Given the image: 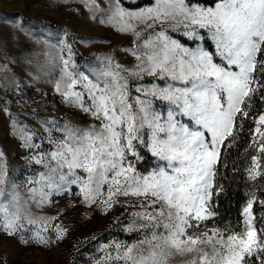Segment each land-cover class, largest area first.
<instances>
[{
    "label": "snow or ice",
    "instance_id": "snow-or-ice-1",
    "mask_svg": "<svg viewBox=\"0 0 264 264\" xmlns=\"http://www.w3.org/2000/svg\"><path fill=\"white\" fill-rule=\"evenodd\" d=\"M81 2L90 19H98L97 11L105 15L98 0ZM27 7L12 20L0 18V27H8L9 36L22 35L54 50L45 55L53 69L59 68L55 91L99 122L83 128L66 123L50 160L46 163L43 154L33 157L47 172L28 181L33 185L30 199L42 207L53 202V193L74 194L88 208L95 205L108 214L121 204L120 197H137L139 210L131 212L125 231L143 236L131 244L114 241L102 246L105 264H173L176 256L183 258L181 264H264V227L255 226L254 199L242 210L240 230L230 222L216 224L213 199L224 191L216 179L222 150L235 145L249 117L254 124L249 147L257 154L251 156L248 173L253 180L262 175L264 111L253 110L257 96L264 103V0H215L214 6L154 0L136 11L120 0H109L106 19L99 22L132 34L133 47L125 51L135 57L133 68L114 62L112 55L103 56L96 68L76 65L69 31L64 29L60 39L34 29L25 15ZM181 27L194 47L169 35V29L177 32ZM6 45L7 39L0 40V46ZM15 62L9 58V63ZM0 70H10L8 63ZM145 74L160 79L163 86H137L143 98H133L129 78ZM154 100L164 104L166 114L156 110ZM11 119L13 134L27 145L31 133ZM138 146L162 163L147 174L138 171ZM63 213L61 209L56 215H34L8 179L0 151V236L50 250L69 233L57 222ZM0 264H7L6 258Z\"/></svg>",
    "mask_w": 264,
    "mask_h": 264
},
{
    "label": "rangeland",
    "instance_id": "rangeland-1",
    "mask_svg": "<svg viewBox=\"0 0 264 264\" xmlns=\"http://www.w3.org/2000/svg\"><path fill=\"white\" fill-rule=\"evenodd\" d=\"M138 1L140 0H120L122 5L123 2L132 5ZM98 3L105 15L102 16L97 11L98 19L92 20L81 0H0V18L12 20L27 5L25 15L34 29L43 30L45 34L60 39L64 38V29L69 31L72 39L68 42L72 44L76 65L96 68L102 64L103 56L112 55L114 62L125 68H133L135 57L125 49L133 47L134 37L131 33L117 31L112 25L101 24L99 19H106L109 0H98ZM75 9H79V12ZM139 27L143 28V25ZM151 31L148 30L144 38ZM156 31H159V26ZM168 31L172 38L181 43L184 40L190 47L195 46L184 36L182 27L177 32L171 29ZM4 39H7V45L0 46V65L8 63L10 70H0V151L4 153L8 179L11 184L17 185L22 202L27 201L34 215H56L59 210L64 209L57 222L67 227L69 233L62 243L53 245L50 250L22 245L15 239L0 236V262L6 258L7 264H97V261L105 264L102 259L105 255L102 246L110 245L114 241L131 244L138 237L142 238V232L125 231L131 212L139 210L138 198L120 197L121 204L116 205L108 214L95 205L88 208L74 194L53 193V202L42 207L30 199L28 189L33 185L28 181L39 179V173L47 172L45 165L35 163L33 157L39 158L43 154L46 163L50 160V153L55 150V142L64 135L62 129L66 123L83 128L93 123L99 126V122L79 108L64 102L55 91L54 81L59 79V68L53 69L45 55L46 51L54 50L45 49L43 45L35 44L22 35L18 39L9 36L8 27H0V40ZM9 58H14L16 62L9 63ZM17 83L19 87H16ZM153 83L163 86V81L146 74L140 78L130 77L131 96L135 98L136 95H141L143 98L135 88L150 87ZM77 90L82 89L77 86ZM5 107L7 111L3 110ZM154 107L165 114L167 112V108L158 100H154ZM11 117L15 118L17 128L23 127L25 132L31 133L32 139L27 145L18 135L13 134ZM142 131L146 138L147 129ZM138 151L142 159L134 163L141 173L147 174L162 163L147 148L138 146ZM72 191L75 193L78 188L73 185ZM251 199H254V208L255 197ZM70 201L75 203V207L69 206ZM126 202L137 206L125 207L123 205ZM182 259L176 256L173 264H181Z\"/></svg>",
    "mask_w": 264,
    "mask_h": 264
},
{
    "label": "trees",
    "instance_id": "trees-1",
    "mask_svg": "<svg viewBox=\"0 0 264 264\" xmlns=\"http://www.w3.org/2000/svg\"><path fill=\"white\" fill-rule=\"evenodd\" d=\"M153 0H140L135 4L123 5L131 9H139L148 6ZM204 6H214L215 0H192ZM183 43L189 45L188 42L182 40ZM211 45V42H207ZM206 45V46H207ZM254 112L264 111V103L260 102L259 96L254 102ZM254 127L251 117L244 121V128L237 137V141L230 149L222 150L221 163L218 165L217 183L224 187L223 193L217 200L214 196L215 206L218 211V219L216 224L220 227L230 222L231 227L240 230L243 224L242 210L246 206L247 201L255 197L253 214L257 229L264 227V160L261 161V176L256 179L249 177L248 169L252 166L251 156L257 154L251 144V135L249 129ZM212 226L211 224H209Z\"/></svg>",
    "mask_w": 264,
    "mask_h": 264
}]
</instances>
